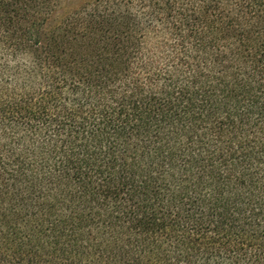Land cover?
I'll use <instances>...</instances> for the list:
<instances>
[{"label": "trees", "instance_id": "obj_1", "mask_svg": "<svg viewBox=\"0 0 264 264\" xmlns=\"http://www.w3.org/2000/svg\"><path fill=\"white\" fill-rule=\"evenodd\" d=\"M215 2L41 43L0 0V264H264V0Z\"/></svg>", "mask_w": 264, "mask_h": 264}, {"label": "rangeland", "instance_id": "obj_2", "mask_svg": "<svg viewBox=\"0 0 264 264\" xmlns=\"http://www.w3.org/2000/svg\"><path fill=\"white\" fill-rule=\"evenodd\" d=\"M33 6L30 9L21 11V15L26 16L28 21L35 20L36 25L32 29L38 32L41 43L48 41L45 37L64 36L69 40L75 35H90L102 43V36L112 37L118 33L119 37L134 36L136 39L138 33L136 27L130 26L126 19L120 18L125 11L129 10L132 15H137L142 11L143 0H27ZM197 2L200 13L207 14L205 5L210 0H184ZM219 11L222 15H239L243 0H216ZM115 10V13H112ZM119 10V11H118ZM181 11V10H180ZM209 11V10H208ZM215 12L210 10V12ZM183 12V11H182ZM211 12V13H212ZM115 20H113V17ZM118 14V15H117ZM110 16V21L105 22L104 17ZM27 21V20H26ZM27 21V22H28ZM158 19H154V24L147 28L149 40L148 46H161V41L167 43L168 36L159 32ZM129 26L127 28L125 25ZM22 26H26L23 23ZM125 33L127 35L125 36ZM77 37V36H76ZM120 40V38H118ZM31 44L28 42V45Z\"/></svg>", "mask_w": 264, "mask_h": 264}]
</instances>
